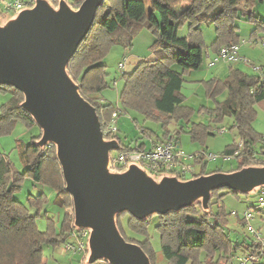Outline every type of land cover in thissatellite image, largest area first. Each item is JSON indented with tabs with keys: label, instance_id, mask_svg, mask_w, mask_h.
<instances>
[{
	"label": "trees",
	"instance_id": "16d2710c",
	"mask_svg": "<svg viewBox=\"0 0 264 264\" xmlns=\"http://www.w3.org/2000/svg\"><path fill=\"white\" fill-rule=\"evenodd\" d=\"M65 1H71L78 8L84 0ZM263 2L264 0H149L147 11L142 0H106L97 10L87 36L69 61L67 73L78 86L80 96L95 109L101 131L116 110L125 114L132 111L146 120L161 123L164 132L162 138L156 137L155 141L161 143L172 138L179 145L184 128L177 126L173 131H168V127L183 121L187 125L194 114L192 108L184 105L185 98L181 89L185 75L198 70L204 60L205 43L201 25L214 26L215 38L210 51L219 57L221 48L239 45L236 21L240 11L250 10L255 4ZM179 7L182 10L177 13ZM247 21L255 24L250 39H256L264 32V22L252 14L249 13ZM135 25L153 37L149 50L154 59L143 61L130 73L122 74L124 84L118 97V106L103 104L97 97L108 87L103 60L112 46L125 49L132 47ZM183 30L185 33L180 35ZM174 67H178L179 71L174 70ZM202 84L207 98L214 100L216 95L225 92L227 97L222 102H216L213 109H204L212 120L209 125L192 124L188 132L192 142H203L206 136L212 135L211 123L230 118L239 143L226 147L222 157L235 160V167L231 171L249 166L250 162L246 157L251 153L263 158L264 166V142L260 150L255 151L257 142L264 137L258 135L252 127L254 106L264 102V79L230 68L225 80L211 79ZM0 91L12 93L10 102L0 108V136L11 133L18 123L28 130L38 128L32 117L20 107L23 95L19 91L4 85H0ZM133 122L136 124L135 120ZM142 133L144 137L151 138V133L147 130H142ZM40 136L38 129V134L32 135L27 144H16L22 172L0 155V264H45L43 247L56 249L68 243L74 229L71 225L73 219L71 221L65 212L57 224L52 219L45 218L46 230H38L36 223L40 211L47 203L43 189L36 196L28 195L26 199L27 205L35 210L33 213L29 212L27 205L14 199L23 183L30 180L33 185L52 190L58 208H72L55 147L51 144L44 148L38 147L36 142ZM114 139L118 141L121 152L146 149L144 144L123 146L118 134ZM205 153L202 150L193 154L192 164L200 166V174L192 178L223 173L218 168L208 174L205 172L208 165ZM242 156L243 159L239 162ZM240 195L242 194L226 188L213 191L207 211L200 204H195L176 213L152 216L143 221L125 213L117 217V228L126 242L141 248L150 264H157L159 261L148 238V226L153 218L157 219L155 230L160 236L163 264H229L232 255L237 253V259L245 253L261 258L257 263L248 264H264V247L261 243H237L230 239L227 226L231 213L225 208L223 200L227 196L239 198ZM123 216H128L126 229L120 221ZM126 231L143 240L127 235ZM203 255L204 259L201 260Z\"/></svg>",
	"mask_w": 264,
	"mask_h": 264
},
{
	"label": "water",
	"instance_id": "95a60500",
	"mask_svg": "<svg viewBox=\"0 0 264 264\" xmlns=\"http://www.w3.org/2000/svg\"><path fill=\"white\" fill-rule=\"evenodd\" d=\"M106 0H84L72 10L65 0L54 8L34 0L0 20V85L23 95L20 107L41 131L36 145L51 144L70 195L73 228L88 233L85 264H150L141 248L126 242L116 219L128 214L138 221L166 216L200 204L208 210L213 191L226 188L242 195L264 188V166H246L180 181L152 177L136 164L110 169L117 140H106L95 109L79 94L67 73L69 61L87 36L97 10Z\"/></svg>",
	"mask_w": 264,
	"mask_h": 264
},
{
	"label": "rangeland",
	"instance_id": "374dc122",
	"mask_svg": "<svg viewBox=\"0 0 264 264\" xmlns=\"http://www.w3.org/2000/svg\"><path fill=\"white\" fill-rule=\"evenodd\" d=\"M2 1L7 3L9 0H0V11L1 9H3L1 5ZM142 1L146 4V9L148 10L149 0ZM49 3L54 8H57L58 6V0H49ZM66 4L72 10H77V8L73 6L71 1H66ZM249 13L258 18L260 21L264 22V2L255 4V6H253V8H251L250 10L240 11L239 19L236 21V26L239 28L238 34L240 36L238 55H243L248 61V65L242 62L226 64V62H222L223 60L216 58L218 59L216 66L208 69L206 66L207 59L204 56L201 67L196 71H192L186 74L184 77L181 94L185 98V105L192 108L194 110V114L190 117V122L189 124H187V127L183 124L184 121L182 122V125H184L185 127V132L181 133L180 135L179 146L182 152L186 155H193L194 153L201 152L202 150L208 154H213L215 156V160L212 162H208L205 171L207 174L211 171L216 170L217 168L220 170V172L223 173L234 172L231 171V169L235 167V160L223 158L222 152L226 147L232 146L233 144H238L239 138L236 130L232 128V120L230 118H225L221 122L211 123V125L213 126L212 135L206 136L203 142H192L191 136L188 134L192 127V124L209 125L212 120L210 115H208V113L204 109H213L216 106V102H222L227 97V93L225 92L216 95L214 100L211 98H207L205 88L202 83L207 82L213 78L225 80L228 76L230 68L239 69L247 75H257L260 78H264V32L260 33L256 39H250V34L255 29V24L247 21ZM6 16L10 17L13 15H0V20ZM138 29L140 30V28ZM214 29L215 28L212 24L201 25L205 43V47L203 48L204 53L210 51L211 45L215 38ZM137 32L138 30H134L131 48L125 49L121 46H112L109 52L106 54L105 59L103 60V64L106 67V83L108 87L97 95L98 99H100L103 104L114 105L115 103H118V97L124 84L122 79L124 70H120L118 64L124 63L123 58L126 55H129L133 48L134 49L132 53L138 55L141 58H146V56L151 53V51L149 50L150 46L148 47V49L146 47V42L148 40L149 43L152 42L153 37L146 30H144L145 34L142 33L136 35ZM184 33L185 30L180 32V35H183ZM254 67L260 68L261 71H255ZM174 70L179 71V68L174 67ZM126 71H129V67H126ZM113 81H117V86L113 85ZM11 97L12 93L10 91H0V108L2 105L8 104L11 100ZM254 110L255 118L252 127L258 135L264 137V102L256 104L254 106ZM133 120L136 121V124L133 122ZM117 127L118 137L123 146H134L138 144L137 141L148 140L149 138L144 137L142 130H147L148 132H150V136L153 139H155L156 137L162 138L164 132L161 123L146 120L141 115L132 111H128L126 114L120 112L117 119ZM172 127L175 126H169L168 131H172ZM220 130H224V132L220 134ZM30 132L31 135H29L28 129H26L22 124H18L11 131V133H9L8 135L0 136V155L6 158L21 172L23 171V169L20 167V163L18 161L16 144H27L32 134H38V128H33ZM263 142L264 139L257 142L255 151L260 150V146L263 144ZM246 158L247 161L250 162L249 166L263 165V158H261L257 154L251 153V155L247 156ZM242 159L243 156L240 157L239 162L242 161ZM192 170L193 176L196 174H200L199 165L192 164ZM189 179L190 178H188V180ZM42 189L45 192L47 203L40 211V217L38 218L36 223L38 230L40 232H44L46 230L47 223L45 218L52 219L53 222L57 224L60 218H62L63 213L65 212L68 214L70 220L72 221V208H58L55 204V193L50 189L41 187L40 185H33L30 180H26L23 183L18 194L14 196V199L24 205H27L26 199L28 195L36 196L42 191ZM256 193L244 196L240 195L239 198L235 197L236 199L233 196H227L223 201L225 208L228 212L231 213L228 218L227 227L230 239L233 242L240 243L242 241H245L247 243H257L260 239V243L261 241L264 243V212L256 210ZM27 208L29 209L30 213H33L35 211L28 205ZM245 213H250L251 218L246 220L244 218ZM120 221L124 229H126L128 216H123ZM156 223V218H153L150 221L148 226V238L153 252L159 258L157 264H163L160 253V236L155 230ZM71 225L73 226V221ZM126 234L130 236L134 235L128 231H126ZM134 236L140 238V240H143L139 236ZM86 242L87 236L84 238L85 247ZM66 243L56 249H53L51 247H43V260L45 264H85L84 261L87 254V248H85V251L82 253L73 254L65 250ZM238 254L239 253L232 255L229 264H237V258L235 257V255ZM203 259L204 255L202 256L201 260Z\"/></svg>",
	"mask_w": 264,
	"mask_h": 264
},
{
	"label": "built area",
	"instance_id": "2783aa9c",
	"mask_svg": "<svg viewBox=\"0 0 264 264\" xmlns=\"http://www.w3.org/2000/svg\"><path fill=\"white\" fill-rule=\"evenodd\" d=\"M3 9L0 11V15L17 14L19 11L25 8H31L33 6V0H9L1 2ZM220 60L227 63L234 64L242 62L247 64L246 60H243L238 56V46L232 48H221L219 52ZM120 70H124V65H119ZM254 70L260 72L261 69L254 67ZM120 111L116 110L110 120L104 124L102 130V136L106 140H112L118 134L117 119ZM220 134L224 130L219 131ZM205 161L212 162L215 160L213 154H204ZM194 155H186L182 152L179 145L174 139L170 138L161 143L156 142L151 144L149 148L142 151L121 152L115 151L110 153V169L115 172H121L127 168L129 164H136L144 171L149 173L154 178L161 176H172L180 181H187L188 178L193 177L192 161ZM256 210L264 212V188L260 189L256 193ZM244 218L246 220L251 218L250 213H245ZM88 236L86 231L72 230L70 233V241L66 243L65 250L73 254L82 253L85 251L84 238ZM260 240V239H259ZM258 240V243L260 241ZM262 247L264 243L261 241ZM242 257V258H240ZM237 261L238 264L257 263L261 260L260 257L245 253L241 255ZM264 260V259H263ZM94 264H107L103 261L95 262Z\"/></svg>",
	"mask_w": 264,
	"mask_h": 264
},
{
	"label": "crops",
	"instance_id": "0c3cea01",
	"mask_svg": "<svg viewBox=\"0 0 264 264\" xmlns=\"http://www.w3.org/2000/svg\"><path fill=\"white\" fill-rule=\"evenodd\" d=\"M145 4V3H144ZM145 6H146V4H145ZM149 10V9H148ZM147 10V11H148ZM182 10V7H179L178 9H177V13H179L180 11ZM138 28H140V30L138 29ZM134 30L136 31V30H138V32L136 33V35H138V34H145L144 33V29H141V27L140 26H138V25H135L134 26ZM147 43V49H148V47L151 45V43L152 42H150L149 43V40L146 42ZM149 43V44H148ZM134 49V48H133ZM133 49L131 50V52L129 53V55H126L123 59H124V63H123V65H124V73H130L133 69H134V67L137 65V64H139V63H141V62H143V61H151V60H153L154 59V56H153V54L152 53H149L147 56H146V58H141V57H139L138 55H135L134 53H132L133 52ZM238 51H239V49H238ZM240 58H242L243 60H246L245 59V57L243 56V55H238ZM205 57H206V59H207V64H206V66H207V68L208 69H210V68H213L214 66H216V63L218 62V59H216L217 57L211 52V51H209V52H207V53H205ZM247 61V60H246ZM222 62H225V61H222ZM248 62V61H247ZM121 63H119L118 65H120ZM226 64H230V63H227L226 62ZM249 63H247V65H248ZM126 67H129V71H126ZM257 76V75H256ZM259 77V76H258ZM213 79H217V78H213ZM264 79V78H263ZM217 80H219V79H217ZM113 85L114 86H117V81H113ZM115 106H118V103H115L114 104ZM184 105H185V103H184ZM19 124V123H18ZM17 124V125H18ZM20 125V124H19ZM171 126H175V127H172V131L175 129V128H177V126L178 127H180V126H182L184 129V131H185V127H184V125H182V123H178V124H176V125H171ZM186 127H187V125H186ZM31 130H29V135H31V132H30ZM32 135H35V134H32ZM31 137V136H30ZM138 142V144H144L145 145V147L146 148H149L150 146H151V144H153V143H156L157 141H155V139H153V138H150V139H148V140H145V141H137ZM179 145H180V143H179ZM180 147V146H179ZM235 198V197H234ZM225 199V198H224ZM236 199V198H235ZM224 201V200H223ZM76 256V255H75Z\"/></svg>",
	"mask_w": 264,
	"mask_h": 264
}]
</instances>
